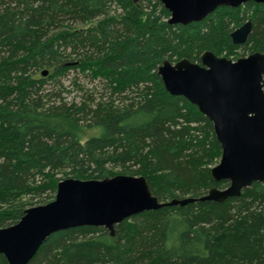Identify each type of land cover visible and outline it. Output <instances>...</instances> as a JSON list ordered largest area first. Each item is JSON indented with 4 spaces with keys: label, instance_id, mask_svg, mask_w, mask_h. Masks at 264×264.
<instances>
[{
    "label": "trees",
    "instance_id": "16d2710c",
    "mask_svg": "<svg viewBox=\"0 0 264 264\" xmlns=\"http://www.w3.org/2000/svg\"><path fill=\"white\" fill-rule=\"evenodd\" d=\"M169 18L160 0H0V228L53 200L69 177L142 175L160 201L228 186L211 175L222 155L212 121L170 94L158 67L206 50L264 53V4L220 6L187 25ZM249 19L247 41L234 44ZM72 71L78 101L62 95ZM28 264H264V184L133 215L114 235L55 232Z\"/></svg>",
    "mask_w": 264,
    "mask_h": 264
},
{
    "label": "water",
    "instance_id": "95a60500",
    "mask_svg": "<svg viewBox=\"0 0 264 264\" xmlns=\"http://www.w3.org/2000/svg\"><path fill=\"white\" fill-rule=\"evenodd\" d=\"M160 1L170 12L172 25L203 21L220 6L239 7L249 1L264 4V0ZM252 26L249 19L234 29L233 43L244 44ZM158 74L170 94L185 97L212 121L222 155L211 175L217 182L228 181V186L212 187L200 197L160 201L142 175L65 178L58 183L53 200L27 208L17 223L0 228V255L7 264H28L58 231L90 226L104 227L114 235L115 226L133 215L197 201L223 202L255 182L264 184V53L256 51L233 60L206 50L198 62L164 60Z\"/></svg>",
    "mask_w": 264,
    "mask_h": 264
},
{
    "label": "rangeland",
    "instance_id": "374dc122",
    "mask_svg": "<svg viewBox=\"0 0 264 264\" xmlns=\"http://www.w3.org/2000/svg\"><path fill=\"white\" fill-rule=\"evenodd\" d=\"M238 53H239V56L237 57L240 58V57H244L243 55H241L242 53H244V51L242 49H239L238 50ZM249 55V54H247ZM246 55V56H247ZM77 75L76 72L72 71L70 72V75L65 78L63 81H64V84H65V87L67 88V90H69L68 92H65L63 93L62 95L63 96H66L68 100H76L78 101L80 99V95H83L84 91H79L77 90V87L75 85H73L72 83V80L74 79V77ZM79 83L83 86V85H86V86H92L93 84H91L90 82V77H88L86 74H79ZM95 83H97L98 81L95 80L94 81ZM82 93V94H81ZM222 188H225V187H222Z\"/></svg>",
    "mask_w": 264,
    "mask_h": 264
}]
</instances>
